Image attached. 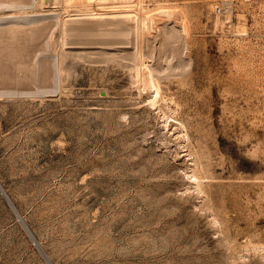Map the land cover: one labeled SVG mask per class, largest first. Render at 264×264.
<instances>
[{"label": "rangeland", "instance_id": "1", "mask_svg": "<svg viewBox=\"0 0 264 264\" xmlns=\"http://www.w3.org/2000/svg\"><path fill=\"white\" fill-rule=\"evenodd\" d=\"M66 1L0 0V182L54 264H264V0ZM115 8L135 39L65 28ZM0 264H48L1 188Z\"/></svg>", "mask_w": 264, "mask_h": 264}, {"label": "bare ground", "instance_id": "2", "mask_svg": "<svg viewBox=\"0 0 264 264\" xmlns=\"http://www.w3.org/2000/svg\"><path fill=\"white\" fill-rule=\"evenodd\" d=\"M56 1V0H55ZM65 1V0H64ZM81 1V0H80ZM85 1V0H84ZM87 1V0H86ZM90 1V0H89ZM99 1V0H98ZM102 1V0H101ZM66 2H70V0L66 1ZM100 2V1H99ZM0 6H2V3L3 2H0ZM71 3V2H70ZM73 3V2H72ZM86 3V2H85ZM103 3V2H101ZM12 4V2L10 3ZM5 4H3L4 6ZM48 5V4H47ZM10 6V5H9ZM51 7V6H50ZM111 8V7H110ZM116 9V8H115ZM104 10V9H103ZM95 11V10H94ZM78 12V11H77ZM88 11H86L85 13L87 14ZM148 12V11H147ZM84 13V12H83ZM90 14H87V15H78V16H72V17H68V20L66 21V24H65V28L68 30H73V29H77V33L75 36L77 37L78 40H75L76 41H81L82 43H88L89 41H93L95 39H98V38H101L102 40H106V42L109 41V43H112L115 41L116 37L117 36H122L121 39L125 38L126 40H130L128 36L132 35V37L134 38L133 36V33H134V26L132 25L131 21H135L136 19V14L133 13L132 11H129V8L128 10H118V8L116 10H108L106 9V11H103V12H96L98 14H94L92 13L91 11L88 12ZM141 15V14H140ZM142 25L146 28L147 25H148V22H149V19H154L155 17H159V19L161 17H163L164 15H169V16H172L173 13L172 11L168 10L167 8H161L159 9L158 11H155V12H152V13H143L142 14ZM8 16V15H7ZM179 16V15H178ZM13 17V16H12ZM8 18H11V16H8ZM141 18V17H140ZM171 18V17H170ZM169 18V19H170ZM67 19V18H66ZM167 19V18H166ZM12 20V19H11ZM10 20V21H11ZM163 20V19H162ZM18 21V19H17ZM133 21V22H134ZM65 22V21H64ZM158 22V21H157ZM162 22V21H160ZM165 23V21H163ZM169 22V21H167ZM45 23V22H44ZM47 23V22H46ZM171 23V24H170ZM168 23V35L167 37L165 36V39L163 38V41L162 43L164 44V46L166 47H171L172 49V52L173 54H178L179 53V50H180V46L175 44L174 43V38L176 39V37L180 36V31H179V25H178V22H170ZM108 24H116L117 26L115 27H104ZM134 24V23H133ZM162 24V23H161ZM49 25V24H48ZM47 26V25H46ZM160 29H163V25L160 26ZM157 27V29H159V27ZM165 26V25H164ZM142 28V27H141ZM144 28V29H145ZM14 29V28H13ZM143 29V30H144ZM41 28L40 29H37V31H34V32H22V31H17V28H16V32H13V41L9 44V46L12 48L11 51H14L15 52V55L18 56L20 55L21 52H19V50H17V46L18 45H28L29 43V39L31 38V35L32 34H35V33H38L40 32ZM66 31V30H65ZM142 32V31H141ZM147 32V31H146ZM145 33V32H144ZM73 34V33H72ZM151 34V33H150ZM96 35V37H95ZM98 35V36H97ZM126 35V36H125ZM74 36V35H73ZM163 36V35H161ZM76 39V38H75ZM119 39V38H118ZM116 39V40H118ZM135 39V38H134ZM16 40H18L16 42ZM89 40V41H88ZM127 40V41H128ZM133 39L131 38V41ZM122 41V40H120ZM80 42V43H81ZM126 42V41H125ZM34 43V42H32ZM116 43V41H115ZM2 44V43H1ZM36 44V43H35ZM90 44V43H89ZM103 44V42H102ZM126 44V43H125ZM4 45V44H3ZM83 45V44H82ZM91 45V44H90ZM114 45V44H113ZM131 45V44H130ZM144 45V44H143ZM5 47V46H3ZM90 47V46H89ZM123 47V46H122ZM128 47V46H127ZM5 49V48H4ZM16 50V51H15ZM111 50V49H109ZM123 50V49H122ZM0 51H1V48H0ZM96 51V50H95ZM105 52V51H104ZM4 53V52H3ZM92 53V51H91ZM106 53V52H105ZM129 54L125 53V54H120L119 56L122 57H126V59L128 60H135L136 58V64H135V68H136V74L137 76H135V79H140L143 84L145 86H149V87H154L155 88V94L152 98H150V102L152 104L155 103V101L157 100V98L159 97L160 93H161V87L160 85L158 84L157 82V74L158 71H161V67L160 69L157 67V69L154 68V65L151 66L150 63L148 62H145L143 59L141 61H138L137 60V55L138 53H130L128 52ZM32 54V53H30ZM111 55V53H109ZM122 55V56H121ZM148 55V54H147ZM32 56V55H31ZM106 56V55H105ZM109 56V55H108ZM115 56V54H114ZM117 56V55H116ZM144 57V56H143ZM26 59V58H25ZM32 58H29V60H31ZM147 59V58H146ZM185 58L183 57V59H181L182 62H185L184 60ZM121 60V58H120ZM130 60V61H131ZM20 61V60H19ZM27 61V60H26ZM44 61V60H43ZM32 62V61H30ZM123 62V61H121ZM135 62V61H133ZM43 63V62H42ZM6 63L4 61V59L2 58V54L0 52V72L2 73V65L4 66ZM9 66L11 65L10 62L8 63ZM29 64V63H27ZM12 66V65H11ZM45 65H43V68H44ZM45 67H48V65H46ZM12 68H14V63H13V66ZM48 68L44 69L43 71V76L45 77L46 79V76H47V72H49V70H47ZM51 68V67H50ZM49 68V69H50ZM35 69V68H34ZM164 69V68H163ZM43 70V69H42ZM47 70V71H46ZM12 71V69H11ZM46 71V72H45ZM51 73L52 72V69L50 70ZM29 72V71H28ZM0 73V74H1ZM163 73V71H162ZM29 76V73H26L25 72V75ZM31 74V73H30ZM51 75V74H50ZM159 75H162V74H159ZM41 76V75H40ZM43 76H42V79H43ZM6 77V76H5ZM31 77V76H30ZM29 79V77H28ZM32 79V77H31ZM44 79V80H45ZM136 79V81H137ZM30 80V79H29ZM139 81V80H138ZM149 100V99H148ZM197 178V177H195ZM196 180V179H195ZM198 181V179H197ZM0 188L2 190V194L5 195V197L7 198L8 202L10 203V205L12 206L13 210L16 211L18 217L22 220V222L25 224L26 228L28 229L30 235L32 236L35 244L40 248L41 250V253L44 255V258L48 261V264H54V262L51 260L50 256L48 255V253L45 251L44 247L42 246L41 242L37 239V237L34 235L33 231L30 229V227L27 225L26 221L24 220V217L23 215L21 214V212L18 210V208L16 207V205L14 204V202L12 201V199L10 198V196L8 195V193L6 192V190L3 188L2 186V183L0 182Z\"/></svg>", "mask_w": 264, "mask_h": 264}]
</instances>
